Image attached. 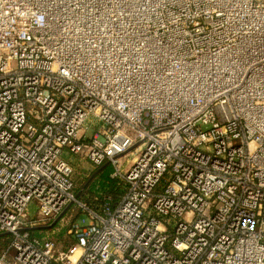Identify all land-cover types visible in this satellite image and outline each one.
I'll return each mask as SVG.
<instances>
[{
    "label": "built area",
    "instance_id": "obj_1",
    "mask_svg": "<svg viewBox=\"0 0 264 264\" xmlns=\"http://www.w3.org/2000/svg\"><path fill=\"white\" fill-rule=\"evenodd\" d=\"M65 148L120 198L79 199ZM72 204L78 251L32 232ZM0 236V264H264V0H0Z\"/></svg>",
    "mask_w": 264,
    "mask_h": 264
},
{
    "label": "rangeland",
    "instance_id": "obj_2",
    "mask_svg": "<svg viewBox=\"0 0 264 264\" xmlns=\"http://www.w3.org/2000/svg\"><path fill=\"white\" fill-rule=\"evenodd\" d=\"M100 127H101V123H99L95 117H91L86 121L81 132L85 133L86 136H91L94 133V131L99 130ZM86 151H87V148H85L81 153L75 154L65 148L62 153V156L66 160H68L73 167V178L75 181V186H77V188H80L84 182L85 183L88 182V184L89 183L92 184L95 178L98 176L97 174H99V176H101L104 179L105 178L108 179L111 176V172L113 171V166L111 164H107V165L103 164L101 166H96L92 164L86 157ZM121 179L120 178L118 179V182H117L118 189L114 191L116 195H119V196L123 194L126 188V184L124 180L123 179L121 180ZM29 214L31 217L36 216V204H32L30 206ZM77 221L81 224L86 223L88 221V219L86 218V213H82V215L77 219ZM39 230L38 232H36L37 236L39 237L46 236L43 232H40ZM1 248H2V241H0V250ZM51 264H58V263L53 260Z\"/></svg>",
    "mask_w": 264,
    "mask_h": 264
},
{
    "label": "crops",
    "instance_id": "obj_3",
    "mask_svg": "<svg viewBox=\"0 0 264 264\" xmlns=\"http://www.w3.org/2000/svg\"><path fill=\"white\" fill-rule=\"evenodd\" d=\"M97 175H99V174H97ZM90 186H91V183L88 184V182H86V183L84 182L80 188H77V186H75V192H76L77 196L79 197V199L86 201L87 203L97 204L98 201L96 202V200H94L93 202L89 201L91 199V192L89 191L91 188ZM97 187L98 186H95L93 191ZM100 193H101V191H100ZM115 198L119 199L120 196L116 195ZM81 215H82V212L80 210L77 211L76 206L74 204H72L63 213L62 219L57 218L56 220H53L49 224L37 226V228H39L40 229L39 231L43 232L46 236L53 237V238L57 239V241L60 243V245L62 247H74V249H76V251H78L79 248L77 247L76 238L69 232V228H70L71 223L73 221H76ZM86 218H87V216H86ZM33 229L36 230V226H34L32 228V230ZM0 241H2V248H3L6 244L5 238L3 236L2 237L0 236Z\"/></svg>",
    "mask_w": 264,
    "mask_h": 264
},
{
    "label": "trees",
    "instance_id": "obj_4",
    "mask_svg": "<svg viewBox=\"0 0 264 264\" xmlns=\"http://www.w3.org/2000/svg\"><path fill=\"white\" fill-rule=\"evenodd\" d=\"M119 178L110 176L108 179H104L101 176H97L94 180V182L91 184L90 192H91V199L89 201L93 202L96 200L98 201V204L102 202L103 196L106 194H110L113 196H116L115 190L118 189L117 182ZM95 186H98L94 191L93 189ZM101 191V193H100ZM90 205H94V203H89ZM39 228L36 227V230L33 229L32 232L36 234L38 232Z\"/></svg>",
    "mask_w": 264,
    "mask_h": 264
},
{
    "label": "bare ground",
    "instance_id": "obj_5",
    "mask_svg": "<svg viewBox=\"0 0 264 264\" xmlns=\"http://www.w3.org/2000/svg\"><path fill=\"white\" fill-rule=\"evenodd\" d=\"M77 257V255L75 254V256H74V259Z\"/></svg>",
    "mask_w": 264,
    "mask_h": 264
}]
</instances>
